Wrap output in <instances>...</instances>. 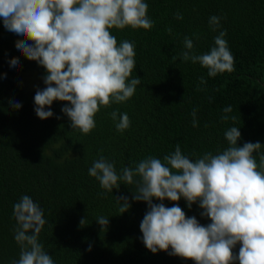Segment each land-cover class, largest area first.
Instances as JSON below:
<instances>
[{
    "label": "trees",
    "instance_id": "obj_1",
    "mask_svg": "<svg viewBox=\"0 0 264 264\" xmlns=\"http://www.w3.org/2000/svg\"><path fill=\"white\" fill-rule=\"evenodd\" d=\"M144 2L153 21L151 29L110 30L118 46L124 40L134 44L135 67L129 81L139 77L141 83L129 100L101 106L89 134L71 128L61 111L71 106L69 102L56 100L50 108L46 106L53 112L46 120L36 115L34 96L46 87L47 70L20 53L18 37L0 18V264L19 259L13 206L24 195L44 213L46 223L38 241L54 264H195L169 255L171 248L155 254L148 250L140 224L149 209L146 202L133 200L135 185L118 181L119 188L108 192L89 175V168L103 156L120 175L123 168H135L148 156L163 161L177 144L192 160L206 152L216 154L229 147L224 133L231 127L241 132L238 146L262 145L254 153L258 164L264 155V0ZM177 13L183 18L176 19ZM212 16L221 18L215 30L209 24ZM221 31H226L224 39L234 57L232 72L210 77L199 63L182 59L185 37L193 41L192 52L201 55L215 46ZM13 59L18 68L10 65ZM32 72L42 83L28 90L21 80ZM12 101L22 107L14 108ZM228 106L233 109L228 115L235 116V121L221 119ZM113 111L127 113L130 127L117 131ZM121 197L130 204L123 214V200L116 199ZM153 203L178 204L186 217H195L202 226L211 223L201 215L198 201L191 208L183 197L177 202L153 198ZM99 216L109 218L106 229L96 222ZM81 219L87 220L83 227ZM240 247L237 243L234 255L238 256Z\"/></svg>",
    "mask_w": 264,
    "mask_h": 264
},
{
    "label": "clouds",
    "instance_id": "obj_2",
    "mask_svg": "<svg viewBox=\"0 0 264 264\" xmlns=\"http://www.w3.org/2000/svg\"><path fill=\"white\" fill-rule=\"evenodd\" d=\"M148 4L144 0H0V18L4 27L18 37L16 47L30 61H37L47 70L46 87L34 96L36 115L41 120L53 116L54 101L69 102L61 111L71 121V128L89 134L95 127V115L101 106L129 100L141 83L139 77L129 81L135 67L134 44L124 40L119 46L111 29H151ZM176 14V19H182ZM220 17L212 16L213 30ZM171 32V29H168ZM221 31L208 53L196 55L192 39L185 37L181 57L199 63L210 77L234 70V57ZM28 41L32 43L29 44ZM18 68L16 59L10 61ZM201 83H205L201 77ZM16 109L22 105L10 102ZM223 109V121L236 120ZM117 131L130 127L127 113H110ZM193 127L198 126L193 109ZM229 147L213 154L206 152L192 160L182 153L180 145L163 159L148 156L135 168L125 167L120 175L114 164L103 156L94 161L89 175L102 189L112 192L122 181L135 185L133 200L148 205L140 224L144 245L152 253L167 252L195 261V264H264V155L259 164V142L238 146L241 132L231 127L224 133ZM184 198L189 208L199 202L202 216L211 223L202 226L195 217H186L178 204L166 207L154 204L153 198L177 202ZM120 212L128 210L127 197L116 198ZM17 227L14 239L20 247L18 260L11 264H54L38 241L46 220L40 206L27 195L15 203ZM96 222L106 229L109 218L99 216ZM87 224L81 219L80 225ZM241 244L238 256L233 248ZM89 251L91 246H89Z\"/></svg>",
    "mask_w": 264,
    "mask_h": 264
},
{
    "label": "rangeland",
    "instance_id": "obj_3",
    "mask_svg": "<svg viewBox=\"0 0 264 264\" xmlns=\"http://www.w3.org/2000/svg\"><path fill=\"white\" fill-rule=\"evenodd\" d=\"M41 83H42L41 77L34 72L28 73L21 80L22 86L28 90L37 89L41 85Z\"/></svg>",
    "mask_w": 264,
    "mask_h": 264
}]
</instances>
